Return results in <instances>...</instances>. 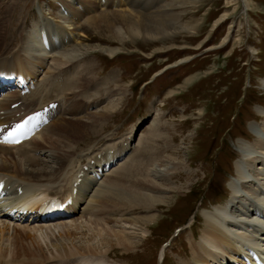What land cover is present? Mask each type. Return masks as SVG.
Listing matches in <instances>:
<instances>
[{
    "label": "bare ground",
    "instance_id": "1",
    "mask_svg": "<svg viewBox=\"0 0 264 264\" xmlns=\"http://www.w3.org/2000/svg\"><path fill=\"white\" fill-rule=\"evenodd\" d=\"M22 1L7 0L5 11L15 10ZM68 1L71 5L66 4L60 12L64 24L69 26L66 32L54 26L45 16L46 7L40 5L39 19L27 33L25 43L14 52L0 53V80L17 76L25 79L31 88L28 93L15 89L0 98V125L19 120L50 102L59 103L51 112V123L30 141L19 146L0 145V181L5 182L6 191L0 208V264H117L113 258L121 261L123 255L137 252L159 218L156 213L140 215L168 206L172 195L180 194L187 185L172 181L173 175L179 174L178 169H184L186 164L174 155L179 148L174 147L173 137L161 131L158 119L152 123L154 128L148 138L151 140L158 133V146L151 152L149 141L139 143L129 165L125 161L119 167L114 165L127 151L129 141L115 149L107 148L94 157L92 150L86 151L83 155L86 164L81 168L73 164L81 139L87 138L97 125L101 129L106 127L127 93L124 89L114 94L101 109L102 101H91V98L86 101L85 97L92 90L87 87L93 81L86 84L81 70H72V67L76 62L82 64L89 53L98 51L114 56L121 49L85 43L84 27L99 33L118 26L135 29L139 22L144 25V31L148 26H157L156 32L145 36L165 38L185 28L168 11L174 3L154 8L149 0L139 3L133 0ZM119 1L123 5L126 1L129 8H122ZM24 5L21 4L23 8ZM146 7L154 11L150 14L139 11ZM0 20L2 24L4 19ZM127 34L128 38L124 35L114 38L116 41H123V37L135 40ZM46 58L65 66L49 64ZM187 60L184 58L177 63ZM86 63L91 68L95 62L90 59ZM102 85H106L105 80L94 82L93 87L98 89ZM256 115L262 117V121L251 123L252 141L248 138L238 141L240 157L235 161L236 175L230 181L228 201L201 214L204 220L197 237L196 218L181 227L178 236L189 231L190 253L189 256L184 254L187 258H182L179 264H246L243 258L251 259L252 252L264 254V105L258 108ZM98 167L102 170L101 179L93 174ZM70 197L72 204L66 206L70 214L68 220L31 224L17 222L9 215L16 209L27 210L30 217L41 216L49 204L59 207ZM172 244L169 243V248ZM169 248L160 253V264H164Z\"/></svg>",
    "mask_w": 264,
    "mask_h": 264
},
{
    "label": "rangeland",
    "instance_id": "2",
    "mask_svg": "<svg viewBox=\"0 0 264 264\" xmlns=\"http://www.w3.org/2000/svg\"><path fill=\"white\" fill-rule=\"evenodd\" d=\"M6 1L0 0V19H4L2 24L0 20V53L14 52L25 43L27 33L39 19L40 5L46 7L45 16L59 31L64 33L69 27L60 17L62 8L71 5L68 0H23L21 4L25 7L17 4L12 11L10 8L5 11ZM125 2L124 5L120 2L121 7L129 8ZM149 2L154 8L174 3L168 11L185 28L168 37L153 39L145 34L156 32L155 25L144 31V25L137 22L135 29L126 30L117 25V29H104L99 33L85 26L83 32L87 37H82L85 43H100L121 50L114 56L98 51L89 53L88 60L82 64L76 62L72 67V70H81L86 84L93 81L87 87L92 90L85 98L86 101L89 98L102 101L99 109L107 105L114 94L127 90L107 126L101 129L97 125L88 139L84 137L78 143L75 168L86 164V156H83L86 151L92 150L94 157L128 141L129 147L120 163L130 164L139 143L149 141L148 148L152 152L158 146V133L151 137L152 141L148 138L154 128L152 123L157 119L161 131L173 137L174 147L179 148L174 155L186 164L172 177L175 184H187L184 191L174 193L168 206L140 215L156 213L159 218L137 252L123 255L121 261L113 258L117 264H160V253L169 248L171 238L173 244L164 264H179L182 258L189 256V231L178 236L177 228L190 221L195 211L197 237L204 220L201 214L228 201L230 181L236 175L235 161L240 157L239 140L252 141L251 123L262 121L256 114L264 105V0ZM139 11L150 14L154 9L146 7ZM127 33L135 40L127 39ZM116 35L127 38L116 41ZM184 58L189 60L177 63ZM90 59L95 62L91 68L86 63ZM46 62L65 66L52 58H46ZM188 79L191 80L186 83ZM103 80L106 85L93 87L94 82ZM120 163L116 162V167Z\"/></svg>",
    "mask_w": 264,
    "mask_h": 264
}]
</instances>
